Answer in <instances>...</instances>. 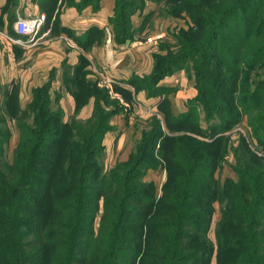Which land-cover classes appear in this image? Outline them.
I'll return each instance as SVG.
<instances>
[{"label": "trees", "instance_id": "1", "mask_svg": "<svg viewBox=\"0 0 264 264\" xmlns=\"http://www.w3.org/2000/svg\"><path fill=\"white\" fill-rule=\"evenodd\" d=\"M167 1L186 11L192 24L174 33L175 47L155 53L149 74L125 81L136 93L163 97L129 157L112 169L102 163L104 139L120 106L96 81L88 93L94 111L85 121H64L52 79L33 88L25 107L16 86L0 94V264H264V155L251 148L264 147V79H250L264 64V0ZM101 2L40 0L43 8L51 3L43 9L50 19L58 7L53 33L65 30L85 50L100 42L103 30L93 26L77 36L62 28L59 17L65 7L97 8ZM114 2L110 24L116 42L124 43L149 17L136 29L132 17L143 3ZM19 3L7 0L4 10ZM82 61L65 71L72 93L90 83L81 77L88 64ZM187 66L198 93L177 114L167 95L175 87L159 83ZM74 96L79 110L80 94ZM13 98L19 137L10 162L5 146ZM243 123L251 147L243 138L235 149L236 177L222 184L216 174L230 151L227 132ZM162 166L166 179L159 192L145 178ZM217 202L221 213L212 240Z\"/></svg>", "mask_w": 264, "mask_h": 264}, {"label": "crops", "instance_id": "2", "mask_svg": "<svg viewBox=\"0 0 264 264\" xmlns=\"http://www.w3.org/2000/svg\"><path fill=\"white\" fill-rule=\"evenodd\" d=\"M6 3L7 0H0V26L8 28L12 35L16 33L15 22L18 16H36L39 13L45 12L39 4L40 0H20L19 5L12 11L4 10ZM59 3L58 1V6ZM113 7L114 0H103L97 8L92 5L86 6L83 9H78L75 6L63 8L59 17L62 28H67L77 34V36L86 34L93 26L103 30V38H101L100 42L97 41L89 50L80 47L65 30L58 32V35L54 36L52 31L53 17L44 25L43 32L45 34L40 39V44L35 45V47L15 45L7 48L6 46L3 47L0 43V90L4 91L16 86L19 89L20 97L27 99L32 95L33 88L46 84L52 76L59 79L57 86L59 89L64 68L80 65V62L85 59L88 60L86 67L91 70L90 74L95 78L97 83H100V85L102 83L101 79L97 76V72H101L114 80V85L112 86L113 93L118 94L114 89L116 85L132 91L131 85L125 81L130 79L133 74L140 76L149 74L153 69L154 53L157 49L150 43L152 38H140L142 35L149 33L148 24L145 25L142 31H136L134 38L124 43L116 42L110 24ZM57 9L58 7L54 13L57 12ZM148 12H151L152 18L156 16V11L155 13L152 10ZM11 15L12 17H9ZM136 16L134 14V27L140 29L144 20L143 13L139 11V14ZM161 27L159 28L158 26L160 30H167L166 28H168V26L166 28ZM36 76L37 79H40L39 82L36 81ZM173 77L174 75L166 76L162 80V84L164 82L169 84L168 86L177 88V92L174 90L176 95H169V98L173 111L178 114L187 109L186 99L182 100L183 105L181 106L179 102L181 92L179 91L183 88V78L180 75L182 83L179 86L176 85L177 83L174 82L175 79ZM53 85L55 87L54 83ZM61 91L63 96L66 95V99L71 100L72 98L74 100L73 108H75L76 101L71 91L67 90V88ZM135 99L141 108L145 110L144 112L148 114L149 110L158 111V104L161 98L148 97L146 91L141 90L135 93ZM93 102H91L92 108ZM92 108H90L91 112L88 115L92 113ZM116 115H122V113L120 112ZM116 115L112 118L111 123L117 129L106 134L105 143L108 149L111 148V143L113 149V143H115L116 148L114 152L117 154L122 144L127 140L128 131L125 124H122L120 121H114Z\"/></svg>", "mask_w": 264, "mask_h": 264}, {"label": "rangeland", "instance_id": "3", "mask_svg": "<svg viewBox=\"0 0 264 264\" xmlns=\"http://www.w3.org/2000/svg\"><path fill=\"white\" fill-rule=\"evenodd\" d=\"M80 1V0H77ZM160 2H154L151 0H140V2H142L143 6L140 7V9L138 10V12L135 14V17H137L136 15L139 14V11L143 13V19L146 20V18H148L149 20L147 21L148 24V29L150 31H148L149 33H147L146 35H142L140 38L143 37L146 39H151L150 43H152L154 45V48L157 49V51L155 53H158L162 50V52H167V50L162 49L163 47L169 46L170 47H175V45H177L176 42V37H174V33L178 32L181 28H189L191 26V20L190 17L188 16V14L186 13V11H178L176 9V6L174 3L172 2H168L167 0H160ZM103 2V0H102ZM40 4V3H39ZM41 5V4H40ZM45 6L47 8L51 7V3H47L45 4ZM45 6L42 9H45ZM114 6H115V2H114ZM159 6L160 9L162 10V13H159ZM149 10H152L154 13L156 11V16H150L151 12H148ZM62 12V11H61ZM45 14H47V16L49 15L48 12L45 10L44 12ZM113 13H114V7H113ZM112 13V15H113ZM60 14V13H59ZM55 16H53L52 18V22H53V29L54 27H56V15L57 12L54 13ZM153 15V14H152ZM142 17V15H140ZM50 17V16H49ZM50 19V18H48ZM133 20L134 19V15L132 17ZM132 20V21H133ZM134 24V21H133ZM161 24V25H160ZM162 28L161 26H163V28H166L168 26V28H166L167 30H160L159 28ZM112 28V25H111ZM0 33H7L10 34V30L4 26H0ZM54 36L58 35V32L56 33V31L53 33ZM145 36V37H144ZM103 37L102 35L99 36V38ZM3 35H0V43L2 44L3 47H5V42L3 41ZM98 40H96L95 42H93L90 46L87 47V49L89 50L92 46H94V44L97 42ZM38 44H40V42H38ZM36 44V45H38ZM34 46V45H33ZM31 46V47H33ZM35 47V46H34ZM165 48V49H166ZM165 52V53H166ZM155 53H154V59H155ZM155 61V60H154ZM85 63L83 61L80 62V65H82ZM178 65H182V64H178ZM188 65H191V62L188 63ZM81 70V69H80ZM84 70V71H82ZM82 79L83 81H89L90 83L87 84H83L81 87H77L74 89V92H77L80 94V99L79 101V110H77V105H78V101L76 100L75 96H74V92L71 94H73L76 104H75V108H73L74 106V100L71 98V100H69L68 98L66 99V95L63 96L62 93V89L66 90V86L64 83V76L65 75V71L66 68H64L63 73H62V78L60 79L61 81V85L60 88L58 89V80L55 77H51L50 79H52V84H55L52 86V90L57 93H61V97H60V101H58L57 103H59V105L63 108L65 114H64V121L66 122H73V120H78V121H85L86 119H88V117L93 113L94 111V98H89L90 95L88 94L92 88H91V83H93L95 80V78L90 74L91 70L88 67H84L82 68ZM151 72V71H150ZM193 71L188 69V66L185 68H180L178 70H176L175 72H173L170 75H174V82L177 83L176 85H181V83L183 82V88L180 89L179 92H181V96H180V104L181 106L183 105L182 100L184 101V99H186L185 103L187 101H189L190 99L194 98L197 93H198V88H196L195 86V78L191 75ZM250 79L251 81L256 84L259 81L264 79V64L258 66L257 68H255L252 72H250ZM105 75V74H104ZM167 75V76H170ZM183 78V81L181 82V77ZM73 76L72 72L70 74V77ZM97 76L101 79L100 77V73L97 72ZM107 76V75H106ZM69 77V75L67 76ZM36 81L39 82L40 79H37V76L35 77ZM69 79V78H66ZM164 79V78H163ZM162 79V80H163ZM162 80L160 81L159 84H162ZM101 85L100 83H98V85L100 87H104L106 88L109 93H110V97L113 99H116V101L119 102V106H120V112L122 113V115H116V117L114 118V121H120L122 124L126 125V129L128 131V137L127 140L122 144V147L120 149L119 152H117V154L114 152L116 146L115 143H113L114 147L112 149V143H111V148L108 149V146L105 143V139H104V144H105V153L103 154V158H102V163L104 164V167L106 170L112 169L113 167H115V164L118 161H122V160H126L129 157V154L131 153V150L133 148L136 147L137 143L140 141V137H142V131L147 127V125L149 124L148 121L150 120V118L156 113V111H148V114H146V112H144L145 110H143V108H141V106L138 104V102L135 99V87L134 86H130L132 91L131 94L126 95L123 92H118L117 93H113V83L108 86L106 85V83L104 81H102L101 79ZM96 83V82H95ZM166 83L163 82L162 85H165ZM39 85V86H43ZM169 84H166L165 86H167ZM177 88H175L176 90ZM60 90V91H59ZM10 91V90H9ZM177 92V90H176ZM176 92L174 93V91L170 90L167 92V95H176ZM0 94H2V91L0 90ZM8 94V93H7ZM6 94V96H7ZM5 96V95H4ZM68 96V95H67ZM160 97H163L160 96ZM6 98V97H5ZM21 105L23 104L24 107L26 106V104L32 100V95L29 98H21ZM11 102L8 103L9 108L7 109L8 111V121H9V126H10V132L11 133V137L9 142L6 144L5 146V153H6V157L8 158L7 160H9L11 162L12 157H13V151L17 145V141H18V137H19V133H18V129L15 125L16 122V113H17V109L15 107V103L16 101L13 99H10ZM24 100V101H23ZM92 101L93 102V108H92ZM115 102H111V104L107 107L108 109H112ZM92 108V113L90 115H88V113L91 112ZM83 110V111H82ZM143 110V111H142ZM118 112V113H120ZM117 113V114H118ZM114 115V116H115ZM129 116V117H128ZM132 116V117H131ZM22 115L20 114L18 116V118H21ZM128 120V122H127ZM28 122H31V119L29 118L27 120ZM204 125H206L204 123ZM117 127H115V125L113 126L111 131H116ZM110 132V131H109ZM108 133V132H107ZM191 133V132H188ZM228 135V139H229V148L230 151L226 154L223 162H222V166L220 167V169L217 171L216 177L222 182V184L225 183V180H227V178L229 177H236L235 172L233 171L232 166L235 165L236 163V157L235 156V149H241L240 146L243 142V138L244 141L248 142V135H247V128L246 126L243 124H239L238 126H236L234 129L232 128V130H230L229 132H227ZM249 143V142H248ZM110 146V144H109ZM249 146L251 147V144L249 143ZM253 152L257 153L259 156H263L264 155V147L259 146L256 149H254L253 147H251ZM114 154V155H113ZM147 180L150 181H154L156 183V185L159 187V192H161V188H163V183L166 179V169H164V167L162 166L161 168H159L158 170H150L147 175L146 178ZM102 202V201H101ZM103 203V202H102ZM101 203V205H103ZM216 207H217V211L214 217V223L212 226V230H211V237L212 240H215V235L213 233L214 231V227H216L217 225V220L220 218V204L217 202L216 203ZM102 212H99L98 217L95 219V229H98L99 227V216Z\"/></svg>", "mask_w": 264, "mask_h": 264}, {"label": "built area", "instance_id": "4", "mask_svg": "<svg viewBox=\"0 0 264 264\" xmlns=\"http://www.w3.org/2000/svg\"><path fill=\"white\" fill-rule=\"evenodd\" d=\"M47 14L39 13L36 16H18L15 22V30L17 35L0 33L3 35V41L7 48H11L15 45H21L24 47H31L38 44L40 39L44 36L43 27L48 22ZM100 77L106 85H111L113 79L107 77L100 72Z\"/></svg>", "mask_w": 264, "mask_h": 264}]
</instances>
